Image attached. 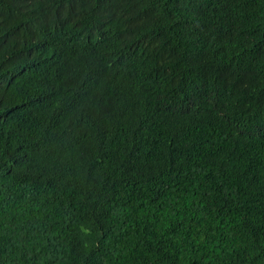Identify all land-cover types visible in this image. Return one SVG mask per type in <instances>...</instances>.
<instances>
[{
	"label": "trees",
	"instance_id": "16d2710c",
	"mask_svg": "<svg viewBox=\"0 0 264 264\" xmlns=\"http://www.w3.org/2000/svg\"><path fill=\"white\" fill-rule=\"evenodd\" d=\"M0 264H264V0H0Z\"/></svg>",
	"mask_w": 264,
	"mask_h": 264
}]
</instances>
